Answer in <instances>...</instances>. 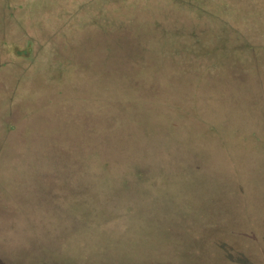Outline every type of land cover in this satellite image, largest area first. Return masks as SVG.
<instances>
[{"label":"rangeland","instance_id":"obj_1","mask_svg":"<svg viewBox=\"0 0 264 264\" xmlns=\"http://www.w3.org/2000/svg\"><path fill=\"white\" fill-rule=\"evenodd\" d=\"M155 32L201 47L195 46L194 69L207 76L202 87L211 86L209 117L212 131L216 127L211 195L182 194L189 184L185 176L166 177L167 183L155 186L160 193L110 197L101 224L58 231L52 217L36 209L40 200L1 192L0 255L6 251L8 258L0 256V264L35 249L38 227L61 232L56 245L72 256L68 264H264V144L249 152L255 145L249 139L264 134V0H0V183L32 163L41 141L48 149L58 123L67 120L62 103L73 75L99 69L106 44L119 34L138 39ZM159 67L173 69L167 59ZM58 105L61 120L54 113ZM218 130L237 133L235 140ZM152 163L153 182L165 178L161 164L167 175L185 173ZM224 177L233 178L235 197L227 195ZM231 213L239 220L235 226L224 223ZM31 219L39 224L35 230ZM245 228L259 241L246 237Z\"/></svg>","mask_w":264,"mask_h":264},{"label":"trees","instance_id":"obj_2","mask_svg":"<svg viewBox=\"0 0 264 264\" xmlns=\"http://www.w3.org/2000/svg\"><path fill=\"white\" fill-rule=\"evenodd\" d=\"M119 35L113 43L106 44L107 52L99 69H81L66 84L65 100L58 104H66L67 120L58 123L59 131L48 149L41 141L43 146L40 144L32 163H24L11 180L3 179L0 183V193L16 192L21 198L40 200L36 209L52 217V227L56 225L58 231H63L65 226L85 229L101 224L100 216L106 208L102 205L110 208L112 202L106 203L110 197L160 193L155 186L167 183L166 177L185 176L182 179L189 182V188L185 187L182 194L211 195L212 153L215 152L211 151V135L216 134V127L212 131L209 117L211 86L202 87L207 76H197L194 69L198 62L195 46L200 49V45L183 46L156 32L138 39ZM166 59L173 67L169 73L159 67ZM182 60L186 64L183 65ZM155 61V65L150 66ZM176 62L179 65L176 66ZM194 77L198 78L197 83H193ZM199 91L204 94L202 101L197 98ZM59 105L54 113H59L56 118L61 120L63 110ZM227 133L235 140L237 133L234 137L230 130L217 132ZM263 135L255 136L256 143L249 139L255 144L249 152L257 153L263 147ZM26 136L22 134L23 138ZM156 161L184 168L185 173L167 175L161 164L159 175L165 178L153 182L154 176L149 170ZM232 179L224 177L223 180L227 184V195L235 197L239 192ZM233 214H229L224 223L227 220L226 224L235 226L239 220L236 221L238 217L234 215V218ZM30 222L34 230L39 226L33 219ZM211 222L219 224L217 219ZM52 227L47 232L38 227L36 250L27 248L28 252L14 254L9 261L13 264H68L72 256L57 247V241L62 240L61 232L53 233ZM248 229H244L245 236L259 241ZM44 233L47 234L45 239ZM260 241L264 245V234ZM4 253L0 256L7 261V252ZM259 253L264 259V251Z\"/></svg>","mask_w":264,"mask_h":264}]
</instances>
